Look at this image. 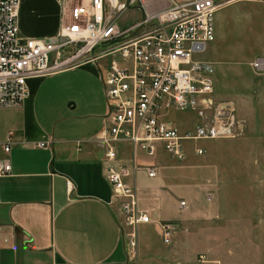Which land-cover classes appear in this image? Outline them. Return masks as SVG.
Here are the masks:
<instances>
[{"label":"built area","instance_id":"built-area-1","mask_svg":"<svg viewBox=\"0 0 264 264\" xmlns=\"http://www.w3.org/2000/svg\"><path fill=\"white\" fill-rule=\"evenodd\" d=\"M234 1L58 0V32L43 40L19 38L18 0H0V109L22 105L28 97V79L117 56L97 70L108 108V125L97 140L104 179L128 228L126 249L132 260L137 255L136 229L149 222V214L138 208L129 178L142 171L151 179L156 172L150 165L123 163L116 146L126 142L147 158L160 149L182 162L186 142L239 135L241 121L234 104L214 98L212 63L196 58L214 40L215 14ZM136 3L140 19L120 29V16ZM249 66L255 75L264 76V56L254 57ZM172 110L193 114V129L179 132L169 125L166 119ZM8 145V138L0 143V178L10 173ZM203 152L193 148L196 156ZM178 207L182 209L184 202ZM158 226L162 244L169 245L172 223L159 221ZM195 261L210 263L203 254H197Z\"/></svg>","mask_w":264,"mask_h":264},{"label":"crops","instance_id":"crops-1","mask_svg":"<svg viewBox=\"0 0 264 264\" xmlns=\"http://www.w3.org/2000/svg\"><path fill=\"white\" fill-rule=\"evenodd\" d=\"M16 23L19 38H54L60 26L58 0H18ZM98 68L104 66L87 62L28 79L22 105L0 109V143L8 138L10 164L9 175L0 178V264L142 263L138 255L129 257L128 228L103 176L97 139L108 125V108ZM166 121L182 132L178 127L185 126L184 121L194 126L196 119L172 110ZM38 143L45 147H35ZM116 147L123 163L148 164L156 172L151 179L142 171L129 178L138 208L149 214V222L136 229L141 254L144 229L170 222L161 217L160 208L170 202L171 167L160 149L147 158L126 142ZM190 154L196 156L185 149V159Z\"/></svg>","mask_w":264,"mask_h":264},{"label":"rangeland","instance_id":"rangeland-1","mask_svg":"<svg viewBox=\"0 0 264 264\" xmlns=\"http://www.w3.org/2000/svg\"><path fill=\"white\" fill-rule=\"evenodd\" d=\"M140 17L136 3L117 25L126 28ZM206 48L196 58L212 62L214 98L234 104L240 133L186 142L189 152L194 147L204 152L183 162L162 154L174 188L160 213L172 223L173 234L164 245L157 226L144 229V254L136 252L141 264H197V254L209 264H264V76L249 66L254 57L264 56L263 0H237L220 9L214 16V40ZM111 58L117 60L107 56L98 64ZM184 122L178 129L191 131L193 123ZM179 196L188 203L177 210L175 204L183 200Z\"/></svg>","mask_w":264,"mask_h":264},{"label":"water","instance_id":"water-1","mask_svg":"<svg viewBox=\"0 0 264 264\" xmlns=\"http://www.w3.org/2000/svg\"><path fill=\"white\" fill-rule=\"evenodd\" d=\"M54 260H55V262H57V263L60 262V259H58L57 256H55V259H54Z\"/></svg>","mask_w":264,"mask_h":264}]
</instances>
